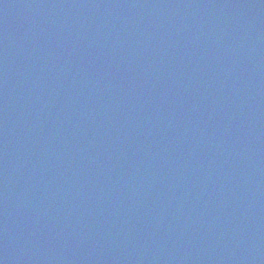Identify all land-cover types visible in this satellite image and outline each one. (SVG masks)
Returning <instances> with one entry per match:
<instances>
[{
	"label": "water",
	"instance_id": "obj_1",
	"mask_svg": "<svg viewBox=\"0 0 264 264\" xmlns=\"http://www.w3.org/2000/svg\"><path fill=\"white\" fill-rule=\"evenodd\" d=\"M0 264H264V0H0Z\"/></svg>",
	"mask_w": 264,
	"mask_h": 264
}]
</instances>
